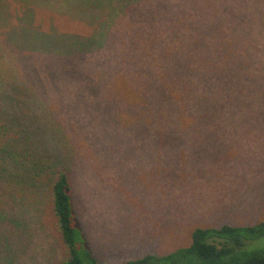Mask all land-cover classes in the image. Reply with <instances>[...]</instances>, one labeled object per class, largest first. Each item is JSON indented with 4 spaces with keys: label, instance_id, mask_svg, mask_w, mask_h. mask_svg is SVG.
I'll return each instance as SVG.
<instances>
[{
    "label": "rangeland",
    "instance_id": "rangeland-1",
    "mask_svg": "<svg viewBox=\"0 0 264 264\" xmlns=\"http://www.w3.org/2000/svg\"><path fill=\"white\" fill-rule=\"evenodd\" d=\"M82 1L0 0V264L66 258L57 166L99 264L262 221L264 0H137L115 20ZM84 13L100 44L65 50L59 32L92 38Z\"/></svg>",
    "mask_w": 264,
    "mask_h": 264
},
{
    "label": "trees",
    "instance_id": "trees-1",
    "mask_svg": "<svg viewBox=\"0 0 264 264\" xmlns=\"http://www.w3.org/2000/svg\"><path fill=\"white\" fill-rule=\"evenodd\" d=\"M78 1L84 3L82 0ZM114 1L117 2L114 3ZM135 1L137 0H106L107 7L110 9L108 18L115 20L118 12L129 9L127 5L130 7ZM67 3L64 4L69 10L68 15L82 19L81 13L73 14L76 6L71 1H69L70 4ZM84 14L81 16L85 19L88 17L89 23L94 25L91 32L92 38H82L80 33L59 32L60 45L66 44L65 50L72 52L76 47L75 52H81L89 50L95 44H100L101 39L97 37L103 33V17L97 14L99 18L96 19L89 13ZM2 153L9 163V156L6 152ZM0 169V175H4L7 169L4 167ZM53 175L50 200L61 240L67 250V256L61 264H99L76 221L72 204V187L67 170L57 166ZM263 238L264 219L250 226L223 224L218 227H195L191 232V242L186 247L162 255L147 254L119 264H264V245H261Z\"/></svg>",
    "mask_w": 264,
    "mask_h": 264
},
{
    "label": "crops",
    "instance_id": "crops-1",
    "mask_svg": "<svg viewBox=\"0 0 264 264\" xmlns=\"http://www.w3.org/2000/svg\"><path fill=\"white\" fill-rule=\"evenodd\" d=\"M123 263V262H122Z\"/></svg>",
    "mask_w": 264,
    "mask_h": 264
}]
</instances>
